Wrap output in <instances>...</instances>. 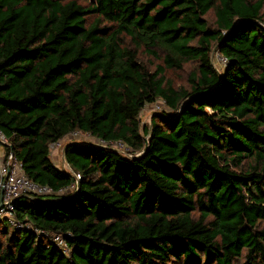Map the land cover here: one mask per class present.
I'll use <instances>...</instances> for the list:
<instances>
[{
    "label": "trees",
    "instance_id": "obj_1",
    "mask_svg": "<svg viewBox=\"0 0 264 264\" xmlns=\"http://www.w3.org/2000/svg\"><path fill=\"white\" fill-rule=\"evenodd\" d=\"M157 99L170 113L142 131ZM0 131L55 192L75 182L50 159L67 135L147 145L67 144L76 190L15 214L70 256L0 221V264H264V0H0Z\"/></svg>",
    "mask_w": 264,
    "mask_h": 264
},
{
    "label": "built area",
    "instance_id": "obj_2",
    "mask_svg": "<svg viewBox=\"0 0 264 264\" xmlns=\"http://www.w3.org/2000/svg\"><path fill=\"white\" fill-rule=\"evenodd\" d=\"M221 58L223 59L222 65L224 67L227 61L222 56ZM96 145L117 151L113 147L123 144L120 142H104L100 140ZM0 146L3 148L10 146L8 139L1 131ZM72 176L75 179L73 184L55 192L51 187L40 185L27 178L24 174L22 163L12 152L5 153L4 151L0 156V221H6V223L15 230L33 231L39 238H44L50 245L57 247L63 255L69 257L71 249L66 240L69 234L40 230L32 227L29 222L18 219L15 214V203L21 197L31 199L40 197L50 198V196L53 195L62 196L71 193L76 190L79 179L77 174H72Z\"/></svg>",
    "mask_w": 264,
    "mask_h": 264
},
{
    "label": "rangeland",
    "instance_id": "obj_3",
    "mask_svg": "<svg viewBox=\"0 0 264 264\" xmlns=\"http://www.w3.org/2000/svg\"><path fill=\"white\" fill-rule=\"evenodd\" d=\"M206 19L208 20L209 24L214 23V15L212 12H210ZM211 60L213 67L216 70H220L223 68L222 65V58L221 56L215 52L211 54ZM144 61L146 64H148L152 69H154L153 64H156L157 61L151 60L148 58H144ZM193 69V64L188 63L186 64L182 70L179 71H168L166 76L167 78L172 79L174 84L176 86H183L185 88H188L187 86V77L191 70ZM219 71V72H220ZM169 114L170 111L167 109L165 103L161 99H157L154 103L146 104L144 108L139 113V121L141 125V129L143 131L144 128L149 127L151 124V118L154 115H164ZM69 143H84V144H92L96 145L98 144V141L91 137L88 134H84L81 132H75L67 135L62 140H60L57 143L50 145V159L53 162V164L59 169L62 170L70 175L75 174V172L71 169V167L66 163L65 157L63 154L64 148ZM0 146V151L3 152L4 148ZM117 150V152L127 158H132L134 156H138L140 153H136L133 155V153L130 152L129 149H127L124 145H115L113 147ZM12 228V227H11Z\"/></svg>",
    "mask_w": 264,
    "mask_h": 264
},
{
    "label": "water",
    "instance_id": "obj_4",
    "mask_svg": "<svg viewBox=\"0 0 264 264\" xmlns=\"http://www.w3.org/2000/svg\"><path fill=\"white\" fill-rule=\"evenodd\" d=\"M217 51H218V47H215V49L213 50L212 53H215V52H217ZM217 72H218L219 74H221L218 70H217ZM69 144H70V143H69ZM65 148H66V147H65ZM65 148H64V151H63L64 157H65ZM146 148H147V145H145L144 150H143L138 156H142V155L145 153ZM77 185H78V182H77Z\"/></svg>",
    "mask_w": 264,
    "mask_h": 264
},
{
    "label": "crops",
    "instance_id": "obj_5",
    "mask_svg": "<svg viewBox=\"0 0 264 264\" xmlns=\"http://www.w3.org/2000/svg\"><path fill=\"white\" fill-rule=\"evenodd\" d=\"M3 149V148H2ZM4 153V150H3V152L2 151H0V156L2 155Z\"/></svg>",
    "mask_w": 264,
    "mask_h": 264
}]
</instances>
